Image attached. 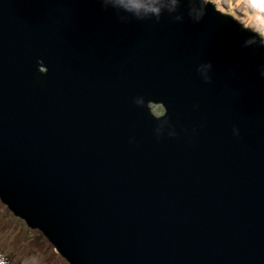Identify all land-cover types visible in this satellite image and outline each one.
I'll return each mask as SVG.
<instances>
[{
    "label": "water",
    "instance_id": "obj_1",
    "mask_svg": "<svg viewBox=\"0 0 264 264\" xmlns=\"http://www.w3.org/2000/svg\"><path fill=\"white\" fill-rule=\"evenodd\" d=\"M149 2L0 0V200L68 264H264V47Z\"/></svg>",
    "mask_w": 264,
    "mask_h": 264
},
{
    "label": "rangeland",
    "instance_id": "obj_2",
    "mask_svg": "<svg viewBox=\"0 0 264 264\" xmlns=\"http://www.w3.org/2000/svg\"><path fill=\"white\" fill-rule=\"evenodd\" d=\"M208 1V0H205ZM214 7L235 16L236 21L249 28V10L241 7V0H211ZM264 37V33H261ZM155 114L164 111L153 102ZM0 264H68L38 229L29 228L0 200Z\"/></svg>",
    "mask_w": 264,
    "mask_h": 264
},
{
    "label": "clouds",
    "instance_id": "obj_3",
    "mask_svg": "<svg viewBox=\"0 0 264 264\" xmlns=\"http://www.w3.org/2000/svg\"><path fill=\"white\" fill-rule=\"evenodd\" d=\"M104 2L107 3L108 0H104ZM111 2L114 7L132 13L137 17H140L141 13L159 16L162 12L157 3H150L149 0H111ZM176 2L177 0H172L173 4ZM200 2L205 4V7L207 6L204 0H200ZM208 2L210 3L211 0H208ZM241 7H246L251 16V23L246 31L252 33L254 38H258L261 41V46L264 47V37L261 36V33H264V0H241ZM251 42L250 40L249 43ZM206 67L210 68L211 65L208 64ZM261 75L264 76V70H262ZM204 81L210 82V78L206 76Z\"/></svg>",
    "mask_w": 264,
    "mask_h": 264
},
{
    "label": "trees",
    "instance_id": "obj_4",
    "mask_svg": "<svg viewBox=\"0 0 264 264\" xmlns=\"http://www.w3.org/2000/svg\"><path fill=\"white\" fill-rule=\"evenodd\" d=\"M213 4V3H212ZM218 11L220 12V13H222V14H225V15H229L231 18H233L235 21H236V18H235V16H232V15H230L229 13H227V12H225V11H221V10H219L218 9ZM237 22V21H236ZM244 27V26H243ZM244 28H247V27H244ZM248 29V28H247Z\"/></svg>",
    "mask_w": 264,
    "mask_h": 264
}]
</instances>
